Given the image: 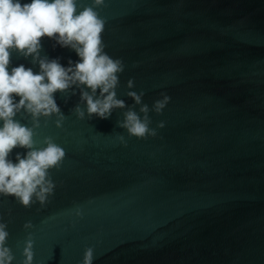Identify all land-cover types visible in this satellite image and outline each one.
I'll use <instances>...</instances> for the list:
<instances>
[{
  "label": "water",
  "instance_id": "1",
  "mask_svg": "<svg viewBox=\"0 0 264 264\" xmlns=\"http://www.w3.org/2000/svg\"><path fill=\"white\" fill-rule=\"evenodd\" d=\"M95 10L106 53L125 66L116 89L125 108L89 119L80 89L54 93L63 125L41 116L34 136L37 149L51 137L65 151L50 170L51 202L25 208L0 196L12 264H23L29 233L32 264H82L89 247L93 264H264V0H105ZM41 45L42 59L64 67L80 59L54 38ZM21 64L40 72L13 50L9 73ZM129 91L143 93L140 104ZM162 94L170 102L157 114ZM144 105L157 135L129 137L117 122L128 110L143 117ZM14 120L32 127L23 109Z\"/></svg>",
  "mask_w": 264,
  "mask_h": 264
},
{
  "label": "clouds",
  "instance_id": "2",
  "mask_svg": "<svg viewBox=\"0 0 264 264\" xmlns=\"http://www.w3.org/2000/svg\"><path fill=\"white\" fill-rule=\"evenodd\" d=\"M105 0H92L90 6L78 8V0H0V196L15 197L25 208L39 204L41 208L49 204L54 195L56 184L50 170L59 171L65 158V151L51 137L43 141L45 147L35 148L36 129L41 127L39 118L57 117L55 125L61 128L65 116L58 107L54 93H66L70 88L80 89L81 102L86 104L87 117L93 116L106 120L114 109L125 108L124 101L117 99L116 89L119 76L124 72L121 59H114L105 51L101 34L106 21L95 10L104 5ZM54 38L62 48H71L80 58L73 63L69 60L64 67L59 59L41 58V40ZM13 50L24 58L32 57L33 63H39L40 72L35 73L23 64L11 69L10 57ZM128 88L134 87V81H128ZM99 89V96L97 90ZM90 90V91H89ZM71 95H76L72 92ZM136 104L141 103L143 93H127ZM14 96L20 97L19 102ZM163 99L155 102L153 110L161 114L170 97L162 94ZM24 110L32 117V127L22 125L14 117ZM79 120L85 119V110L79 104L72 109ZM143 117L133 110L124 113L123 121L117 127L125 129L129 137L147 140L156 137L155 129L150 128L149 108H140ZM164 122L158 128H164ZM120 144L127 147L123 135H118ZM27 149L26 156L17 154L13 163L8 157L15 148ZM82 217L79 208L75 212ZM29 221L24 229H32ZM7 224L0 223V264H12L15 257L11 249L5 246L9 233ZM33 239L29 233L23 251V264H32ZM94 249L86 248L82 264H93Z\"/></svg>",
  "mask_w": 264,
  "mask_h": 264
}]
</instances>
